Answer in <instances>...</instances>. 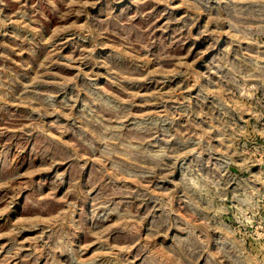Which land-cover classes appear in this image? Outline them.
Here are the masks:
<instances>
[{
    "label": "rangeland",
    "instance_id": "obj_1",
    "mask_svg": "<svg viewBox=\"0 0 264 264\" xmlns=\"http://www.w3.org/2000/svg\"><path fill=\"white\" fill-rule=\"evenodd\" d=\"M0 264H264V0H0Z\"/></svg>",
    "mask_w": 264,
    "mask_h": 264
},
{
    "label": "water",
    "instance_id": "obj_2",
    "mask_svg": "<svg viewBox=\"0 0 264 264\" xmlns=\"http://www.w3.org/2000/svg\"><path fill=\"white\" fill-rule=\"evenodd\" d=\"M234 170H236V169L234 168Z\"/></svg>",
    "mask_w": 264,
    "mask_h": 264
}]
</instances>
